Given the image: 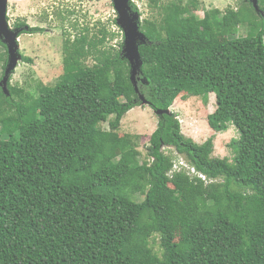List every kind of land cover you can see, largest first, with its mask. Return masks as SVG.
<instances>
[{
  "label": "trees",
  "instance_id": "16d2710c",
  "mask_svg": "<svg viewBox=\"0 0 264 264\" xmlns=\"http://www.w3.org/2000/svg\"><path fill=\"white\" fill-rule=\"evenodd\" d=\"M258 1V11L247 2L199 19L191 13L199 0H148L138 92L123 47L110 45L115 35L84 27L74 38L64 32V70L54 87L39 85L33 95L9 78L6 95L8 50L0 40V264H264ZM212 95L210 129L238 133L232 163L212 156V139L186 138L173 112L160 116L146 156L139 136L121 131L142 96L155 112L171 111L179 98L208 104ZM169 149L188 168L175 170Z\"/></svg>",
  "mask_w": 264,
  "mask_h": 264
},
{
  "label": "rangeland",
  "instance_id": "374dc122",
  "mask_svg": "<svg viewBox=\"0 0 264 264\" xmlns=\"http://www.w3.org/2000/svg\"><path fill=\"white\" fill-rule=\"evenodd\" d=\"M167 2L169 0H163ZM186 1V0H185ZM201 7L192 8L191 13L199 19L204 18L205 11L220 10L222 13L228 8L237 10L242 3L251 0H199ZM142 20L151 18L148 9V0H131ZM8 22L13 30L15 24L25 22L27 34H21L18 39V54L21 60L10 73V84L25 88L33 95L39 85L54 87L63 75L64 52L63 45L67 31L74 38L76 31L89 27L90 31L107 29L115 35L111 46L123 47L124 34L117 24V13L111 0H8ZM132 7V5H131ZM133 9V7H132ZM75 25L77 27H75ZM39 28L40 33H30V30ZM77 29V30H76ZM248 28L242 27L239 37H245ZM222 42L227 41L226 36H220ZM0 52H3L0 49ZM89 64H92L91 62ZM6 72V69H5ZM4 73L2 66L0 74ZM5 77V74H4ZM7 88H9L7 86ZM212 95L209 103L205 104L201 98H179L171 109L180 121L182 133L188 139L202 145L208 140H213V157L227 159L230 163L235 157L230 147L233 139L238 138L234 128L223 134H216L208 125V116L215 112L216 98ZM160 116L149 106L142 105L130 111L122 120L121 131L125 134L139 136L140 152L146 156V149L151 135L157 130ZM108 130V125H103ZM175 158V170H180V164L186 162L182 156L169 149ZM180 231L176 232V241L180 240ZM159 244V242L157 241ZM156 244L155 249L159 250Z\"/></svg>",
  "mask_w": 264,
  "mask_h": 264
},
{
  "label": "water",
  "instance_id": "95a60500",
  "mask_svg": "<svg viewBox=\"0 0 264 264\" xmlns=\"http://www.w3.org/2000/svg\"><path fill=\"white\" fill-rule=\"evenodd\" d=\"M118 19L117 24L122 29L124 34L123 54L125 59L129 62L131 67V81L138 92V81L141 79L139 76L142 74L143 61L139 48L146 45V37L140 30L139 14L134 12L131 7V0H111ZM251 3L258 11L259 1L251 0ZM8 0H0V40L7 47L8 50V65L5 72V77L1 83L6 95H9L7 82L10 73L16 68L17 63L21 60L18 54L19 45L18 39L21 36L23 29L13 30L8 22ZM27 30V29H26ZM144 83L147 81L142 79ZM142 105L150 106V104L141 97ZM171 111H155L159 116L162 114H170Z\"/></svg>",
  "mask_w": 264,
  "mask_h": 264
},
{
  "label": "built area",
  "instance_id": "2783aa9c",
  "mask_svg": "<svg viewBox=\"0 0 264 264\" xmlns=\"http://www.w3.org/2000/svg\"><path fill=\"white\" fill-rule=\"evenodd\" d=\"M183 165H184V163H181V164H180L181 167H182ZM190 171H191L192 174H194V175H198V174L196 173V170H195V169L190 168ZM200 178H202L203 180L205 179L203 176H200Z\"/></svg>",
  "mask_w": 264,
  "mask_h": 264
},
{
  "label": "clouds",
  "instance_id": "9594fccd",
  "mask_svg": "<svg viewBox=\"0 0 264 264\" xmlns=\"http://www.w3.org/2000/svg\"><path fill=\"white\" fill-rule=\"evenodd\" d=\"M182 167H186V168H188V166H187V165H185V164H184Z\"/></svg>",
  "mask_w": 264,
  "mask_h": 264
}]
</instances>
